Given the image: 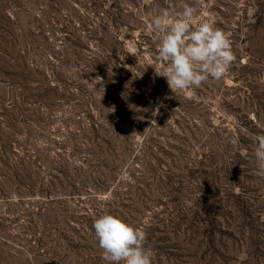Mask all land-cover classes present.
I'll return each instance as SVG.
<instances>
[{"label":"rangeland","instance_id":"rangeland-1","mask_svg":"<svg viewBox=\"0 0 264 264\" xmlns=\"http://www.w3.org/2000/svg\"><path fill=\"white\" fill-rule=\"evenodd\" d=\"M170 3L191 0H0V264H108L104 214L145 231L153 264H264V0H201L236 61L176 95L147 32ZM148 169L226 180L203 200Z\"/></svg>","mask_w":264,"mask_h":264},{"label":"clouds","instance_id":"clouds-1","mask_svg":"<svg viewBox=\"0 0 264 264\" xmlns=\"http://www.w3.org/2000/svg\"><path fill=\"white\" fill-rule=\"evenodd\" d=\"M200 3L201 0H191L178 7L170 3L147 24V32L158 40L161 68L155 72L166 78L175 95L198 88L209 79L222 80L236 61L228 34L208 20L197 21ZM252 139L256 174L264 178V134ZM93 229L108 264H153L154 253L145 246L146 233L142 229L112 214L94 219Z\"/></svg>","mask_w":264,"mask_h":264},{"label":"trees","instance_id":"trees-1","mask_svg":"<svg viewBox=\"0 0 264 264\" xmlns=\"http://www.w3.org/2000/svg\"><path fill=\"white\" fill-rule=\"evenodd\" d=\"M181 127L183 132H187L184 125ZM201 162L202 161L199 163ZM159 170L160 169H148V172H145L144 175H142L144 185L150 184V180L152 179V182L157 183V185L168 186V184L171 183V180L175 179L178 182V188L181 187L179 192L182 193L186 189V186H183V182L186 181L192 183L196 181L194 185L198 190H201L200 197L203 200L208 199L210 196L218 195L221 187L224 185V180H226V178L224 179L225 175L217 174V169H172L174 171L171 175H165L162 178L156 175ZM142 188H138V190L133 191V200L143 201L146 199L143 190H141Z\"/></svg>","mask_w":264,"mask_h":264}]
</instances>
